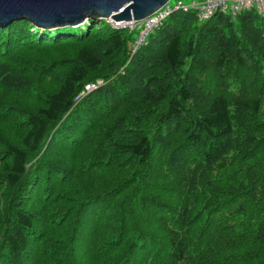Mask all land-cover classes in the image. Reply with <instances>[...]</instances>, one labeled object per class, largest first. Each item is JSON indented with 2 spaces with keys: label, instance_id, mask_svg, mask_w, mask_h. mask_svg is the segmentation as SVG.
<instances>
[{
  "label": "trees",
  "instance_id": "1",
  "mask_svg": "<svg viewBox=\"0 0 264 264\" xmlns=\"http://www.w3.org/2000/svg\"><path fill=\"white\" fill-rule=\"evenodd\" d=\"M139 33L0 26V264H264L262 17Z\"/></svg>",
  "mask_w": 264,
  "mask_h": 264
},
{
  "label": "water",
  "instance_id": "2",
  "mask_svg": "<svg viewBox=\"0 0 264 264\" xmlns=\"http://www.w3.org/2000/svg\"><path fill=\"white\" fill-rule=\"evenodd\" d=\"M170 0H0V26L27 19L40 29L79 26L92 19L142 21Z\"/></svg>",
  "mask_w": 264,
  "mask_h": 264
},
{
  "label": "built area",
  "instance_id": "3",
  "mask_svg": "<svg viewBox=\"0 0 264 264\" xmlns=\"http://www.w3.org/2000/svg\"><path fill=\"white\" fill-rule=\"evenodd\" d=\"M170 1L157 12L146 17L142 21L123 23V21L113 20L111 18L105 20L114 28L129 30L140 29L141 34L133 47L134 51L145 41L146 36H148L150 32L159 28L164 21L176 11H196L199 19L205 21L216 13L230 15L235 18L243 11L255 9L264 21V0H201L200 2L196 0L191 2L178 0L173 5H171ZM93 88H95L93 84L87 86L88 90H92Z\"/></svg>",
  "mask_w": 264,
  "mask_h": 264
},
{
  "label": "rangeland",
  "instance_id": "4",
  "mask_svg": "<svg viewBox=\"0 0 264 264\" xmlns=\"http://www.w3.org/2000/svg\"><path fill=\"white\" fill-rule=\"evenodd\" d=\"M177 1H178V0H171L170 3H171V5H173V4H175ZM182 1H184V2H191V1H193V0H182ZM196 1L200 2L201 0H196ZM140 34H141V32L139 33L138 38L140 37Z\"/></svg>",
  "mask_w": 264,
  "mask_h": 264
}]
</instances>
